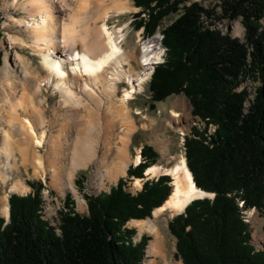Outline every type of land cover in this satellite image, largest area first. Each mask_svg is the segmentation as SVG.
<instances>
[{
  "label": "trees",
  "instance_id": "1",
  "mask_svg": "<svg viewBox=\"0 0 264 264\" xmlns=\"http://www.w3.org/2000/svg\"><path fill=\"white\" fill-rule=\"evenodd\" d=\"M134 1L141 7L135 28L147 37L179 13L163 30L165 62L155 68L150 91L153 102L184 93L203 123L185 136L186 158L196 185L215 197L191 202L170 220L178 254L183 264H264V250L251 243L243 218L250 208L264 213V0L223 1L220 18H242L245 41L212 28L213 21L206 25L211 11L199 2ZM3 61L0 49V66ZM249 77L260 82L251 98L247 89L237 90ZM141 155L128 178H145L160 157L150 145ZM128 178L110 193L87 196L89 213L62 211L60 234L40 212L42 182H28L36 191L12 194L10 220L0 215V264H141L149 238L134 242L136 231L127 223L151 217L171 195L173 180L170 175L147 179L133 194Z\"/></svg>",
  "mask_w": 264,
  "mask_h": 264
},
{
  "label": "bare ground",
  "instance_id": "2",
  "mask_svg": "<svg viewBox=\"0 0 264 264\" xmlns=\"http://www.w3.org/2000/svg\"><path fill=\"white\" fill-rule=\"evenodd\" d=\"M108 1L112 2L111 6L107 5ZM69 3L67 0H13L11 3L13 10L22 9L23 15L20 18L10 16L6 26L19 28L22 33L8 36L7 46L15 44L29 48L32 55L39 56L42 67L34 68V63L15 49L12 54L7 50L5 68L0 70V122L2 119L6 121L0 123V184L7 183L12 179L11 173L24 166L33 168L36 174L50 173L52 185L58 191L68 188L77 193L74 182L77 171L87 168L94 160H97L98 166L93 179L101 177L106 165L105 177L112 182L126 175L130 165L137 166L142 161L141 153L130 156L128 151L131 134L137 127L134 114L143 113L140 108L134 111L130 100L144 90L151 78L153 64L162 61L164 50L159 41H152L137 54L134 48L124 47V28L111 29L110 18L135 10L130 0H83L84 11L79 8V12L73 11L75 13L71 12ZM67 17L70 22H66ZM240 32L239 26L233 28L235 35ZM133 60H137L142 71L136 70ZM42 71L46 72L43 77L40 76ZM124 82L126 86L120 94V83ZM49 87H52L53 95L60 94V107L67 110L65 115H59V110L54 108L56 118L61 119L64 115L67 119L79 120L78 133L73 131L77 135L67 137L68 130L63 127L47 138L45 102L39 96ZM18 88L21 89L20 94ZM184 107V100L174 102L172 107H164L171 117L168 119L170 126L173 127V121L179 122L182 115L185 116ZM103 112L107 121L100 128L104 124L99 125ZM145 119L154 125L157 118L146 115ZM148 125L143 123L145 127ZM116 126L120 132H117ZM98 128L103 135L89 136L90 131ZM175 130L184 135L186 129L177 127ZM212 130H215L214 127ZM69 142L72 144L69 145ZM101 146L106 152L102 157L98 153ZM72 147L68 170L62 162L67 157V150ZM42 148L48 154L47 161ZM163 171L173 176L175 189L164 205L155 209L154 216L166 211L171 216L175 215L194 197L203 195L195 185L184 154L172 167L155 164L145 173L153 177ZM134 179L136 187L142 185L143 179ZM29 190L30 186L21 180H14L10 185V191L19 194ZM9 194L8 191L0 198V212L4 217L10 216ZM130 224L153 236L147 254L152 258L160 257L168 264V239L154 220L132 219Z\"/></svg>",
  "mask_w": 264,
  "mask_h": 264
},
{
  "label": "rangeland",
  "instance_id": "3",
  "mask_svg": "<svg viewBox=\"0 0 264 264\" xmlns=\"http://www.w3.org/2000/svg\"><path fill=\"white\" fill-rule=\"evenodd\" d=\"M0 1H1L0 2V29L3 31V37L0 40V49L4 53V58L6 56L7 50H9L10 54L14 53L15 50H17L22 55L26 56L29 59V61L34 63L33 64L34 68L38 69L42 67V63L40 62L39 56L32 55V51L29 48L27 49L21 48L15 44H13L10 47L7 46L8 45L7 41H9L8 39L10 35H14V34H16V36L19 34L21 35L22 31H20V29L17 27H16L17 29L12 28V27L10 28L6 26V23L10 20V16L12 17L15 16L16 18H20L23 15V12L21 11L22 9H18V8H16L17 10H13L14 6L11 5L13 0H5V1L0 0ZM223 1L224 0H187L186 4H190L191 2H199L206 9L211 11L210 18L204 17V22L206 25H208L211 21H213L214 24L211 26L212 28L219 29L224 34L229 35L232 38H238L242 41H245L246 40L245 39L246 29L243 25L242 18H238V19H230V18L221 19L220 18L223 14V8H222ZM6 2H8L9 4ZM67 2L68 3L70 2L69 4L71 5L70 7L71 12L73 11L79 12L80 10L79 8L83 10V7H85V5L83 4V0H67ZM130 2L135 7L134 11L110 18L108 23L111 29H118L120 27L124 28V32L126 33V36L123 40L124 47L127 49L134 48L137 51V54H140L143 50V47L147 45V43L149 44V43H152V41H155V42L159 41L161 44L162 39L164 37L163 30L166 27H168L170 24H172L179 17V13H173L167 16L163 20L159 28L157 29V32L153 36L147 37L143 29L137 30L135 28L136 16H137V13L141 11V7H137L135 5L134 0H130ZM107 3H108L107 4L108 6L112 5V2L109 3L108 1ZM87 7L90 8V5H87ZM143 16H146V14H143ZM66 22H70L69 17L66 18ZM235 26L240 27L241 32L239 35H235L233 33V28ZM262 27L264 29V21L262 22ZM161 46L164 50V57L162 60L163 62H165L166 48H164L162 44ZM133 65L136 68V70L142 71L143 68L138 64L137 60H133ZM2 68H5L4 61H3V64L0 66V70ZM45 73H46L45 71L44 72L42 71L40 76L41 77L45 76ZM19 74L22 75V73H19ZM150 80L151 78L145 84L144 90L141 93H137L135 95L136 97L135 99L130 100V104L133 110L136 111L137 108H140V110L143 113L134 114L135 120L137 122V127H136V130L131 134V140L129 143L130 145L128 147V151H129L130 156L137 155L138 153H141V150L145 145H150L160 155L158 162L156 164L162 165L164 168L172 167L178 161L180 155L184 154L186 156L185 136L191 133L192 127L194 125H200V124L203 125V123H201L199 117H196L192 114V110H193L192 104L184 93L173 94L163 101L153 102L152 93L150 91ZM259 85H260V82L258 80L254 79L253 77H249L245 79L243 82H241L237 90L239 91L242 89H247L251 93V96L249 97L251 98L254 96ZM125 86H126L125 82L120 83V94L123 93L122 91L125 88ZM18 89H19V94H20L21 89L20 88ZM39 98H42V99L44 98V102H45L43 106L44 107L43 110L45 111L47 123L44 128L47 131L46 132L47 138H49L51 133L53 134L57 133V130L63 129V127H65L66 130L70 132L68 133L67 131V134H68L67 137L71 134L77 135L78 130L80 128L79 127L80 123H77L79 120L67 119L66 116H64L67 110L64 107L63 108L60 107V104H59L60 94L58 92L55 93V95H53V89L52 87H49L47 90H45L44 94L39 96ZM181 100L185 101L184 110L186 114L185 116L182 115L181 117L182 120H180L179 122L173 121L174 122L173 123L174 128H173L172 126L168 124V119H170L171 117L168 115L169 114L168 112L164 111V107H172L174 102L181 101ZM249 105H250V102L247 101L245 105L246 110H248ZM54 108H57L59 110L58 111L59 115L64 114L62 115L61 119L60 117L56 118L57 116H56V113H54ZM176 109L180 110L181 108L179 109V107L178 108L176 107ZM146 115L154 116L155 119L157 118L154 125H150V123L146 121L145 119ZM104 117L106 116H104V112H103V114L102 113L100 114V119H99L100 122L97 120V122H99V125L101 123H104L100 125V128H102V125L105 126V122L107 121V119ZM5 122H6L5 119H2L0 123H5ZM143 123L149 124V125L145 127L143 126ZM4 125L6 126L7 124H4ZM118 125L119 123L117 124V126ZM117 126H116V130H117ZM177 127H184L186 129L185 134L182 135L179 132H177L175 130ZM100 128H98V130L94 129L95 131L94 130L90 131L89 136L92 135V137H96L97 135L98 136L103 135L102 133L100 134V130H101ZM119 130L120 129H118L117 132H120ZM73 131H76L77 133ZM1 135L2 134L0 133V137ZM69 143H70L69 145L72 144L71 142ZM41 152L43 153V155H45V160L48 159V154L46 153L45 148H42ZM67 152H68L66 155L67 157H65L66 159L63 160L62 166L64 165V168L68 167V170H69V166L72 160L71 158H72L73 147L71 149H68ZM104 152H105L104 148H102V146L99 147L98 153L100 157L104 155ZM97 166H98L97 160H94L88 164L87 168H80L77 171L74 177V182H75V186L77 189V193H75L74 191L68 188H65L63 192H60L53 187L52 178H51L50 173H47L44 175L36 174L33 168H29V167L26 168L22 166L19 170L12 172L13 174L11 173L12 179L8 180V182L5 184H0V198L8 191L10 193L9 197L12 194L16 193V192L10 191V185L14 180H21L23 183L27 185H28V182L30 181L38 182V183L42 182L41 192H42L43 203H42V209L40 212L43 218L48 220L51 223V225L55 226L57 229V232L60 234L61 232L60 224L62 223V219H61L62 211H67V210L70 211L71 209H73L83 214L89 213L87 196L89 195L97 196L102 193H110L112 188L116 187V185L119 183V180L121 178H125V179L128 178L126 174V175H121L119 179L116 181L112 182L108 180L109 178L105 177L106 176L105 171L107 169L105 165L103 167L104 169H102L101 171L102 172L101 177L93 179V173L95 172ZM162 175H169V174H166L163 171L162 173H160V175L149 177V179H153V178L157 179L161 177ZM170 177L173 180V176L170 175ZM100 181L101 182L103 181V182L101 183ZM36 186H38V184ZM142 186H143V182L141 186H137V187L135 186L134 177L128 178V181L126 182L127 190L133 194H136L138 191H140L142 189ZM36 189L37 188H33L30 186L29 192L25 194H19V193H16V194L27 195L31 192L36 191ZM67 205H69V208H67ZM239 205L243 207L244 206L243 201H240ZM154 211L152 212V216L146 219L154 220V222L160 228L163 234L167 236V239H168L167 260H169L168 264H183V260L178 254L177 238L173 235V233L171 232L169 228L170 220H172L176 215H179V214H175L171 216L166 211L159 216H154L155 214ZM0 215L4 217L1 214V212H0ZM243 218L245 222L249 225L250 230H251V243L255 245L258 250H264V213L257 208H250V209H246L245 211H243ZM130 221H128L129 225L127 223V226L129 228H134L136 231V234L134 235V242H139L144 235H146L149 238L147 241V245L145 247V254L142 259L141 264H165V261H163L162 258L160 257L152 258L151 256L147 254V247L150 241L153 239V236L147 231L140 230V228L137 225L130 224Z\"/></svg>",
  "mask_w": 264,
  "mask_h": 264
},
{
  "label": "water",
  "instance_id": "4",
  "mask_svg": "<svg viewBox=\"0 0 264 264\" xmlns=\"http://www.w3.org/2000/svg\"><path fill=\"white\" fill-rule=\"evenodd\" d=\"M161 44H162V42H161ZM161 62H163V60L162 61H160V62H155L154 64H153V72H154V70H155V67L156 66H158L159 64H161ZM152 72V73H153ZM145 175V178H142L143 180H144V182L147 180V179H149V177L146 175V173L144 174ZM135 178V177H134ZM172 185H173V190H172V193L174 192V189H175V187H174V183H172ZM195 185H196V183H195ZM198 190L199 191H201L202 193H203V195L201 196V197H194L191 201H189V203L185 206V208L182 210V211H180L179 213H177V214H181V213H183L184 211H185V209H186V207L191 203V202H193L194 200H197V199H204V198H214L215 197V193H211V192H209V191H205V190H203V189H201V188H199L198 187ZM171 193V194H172ZM171 196V195H170ZM169 196V197H170ZM168 197V198H169ZM167 201V200H166ZM165 201V202H166ZM164 202V203H165ZM164 203H163V205H164ZM6 218V220H7V222L10 220V216L9 217H5ZM128 225H129V222H128Z\"/></svg>",
  "mask_w": 264,
  "mask_h": 264
}]
</instances>
